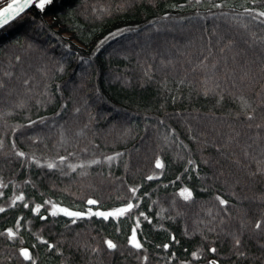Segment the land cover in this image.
I'll list each match as a JSON object with an SVG mask.
<instances>
[{"label": "trees", "instance_id": "16d2710c", "mask_svg": "<svg viewBox=\"0 0 264 264\" xmlns=\"http://www.w3.org/2000/svg\"><path fill=\"white\" fill-rule=\"evenodd\" d=\"M261 12L53 0L0 28V264H32L21 249L35 264H264ZM130 202L107 220L51 215Z\"/></svg>", "mask_w": 264, "mask_h": 264}, {"label": "snow or ice", "instance_id": "6c2138e0", "mask_svg": "<svg viewBox=\"0 0 264 264\" xmlns=\"http://www.w3.org/2000/svg\"><path fill=\"white\" fill-rule=\"evenodd\" d=\"M53 3V0H12L11 3H8L6 7H4L2 10H0V28L4 27L6 24H8L11 20L15 19L16 17L20 16L21 13H23L25 11V9H28L30 7H32L33 5L40 9L41 11H43L45 9L46 5H50ZM259 16L264 17V12L258 13ZM115 35V34H113ZM0 87H3L2 84H0ZM252 117H249V119H251ZM20 156H23L24 153H17ZM61 163L64 162L65 158L61 157ZM114 157H108V160L111 161L113 160ZM98 161H94L93 163H97ZM189 163H191V161H189ZM49 168H54L56 167V165L54 163H49L47 165ZM83 165H81L82 167ZM69 167H72L73 171H75V166L69 165ZM156 167L157 168H161L163 167V165L161 164V162L159 160H157L156 162ZM148 179H153V177L149 176ZM130 191L135 194L136 189H130ZM180 195L185 199V200H189L191 198V192L188 189H183L180 192ZM17 200H23L24 197L18 196L16 198ZM217 199L219 200V203L221 205H226V201L223 199H220L219 197H217ZM88 205H96L97 201L95 200H91L89 199L87 201ZM136 205L132 204L131 202L128 203L125 207H121L118 209H115L113 211H109V212H104V211H93L91 208H89L87 210V213L84 212H79V211H69L66 208H60V209H56V206L53 205V211L51 212V215L55 216L57 214V211L62 212L65 216L68 217H73V218H84L85 215L91 217V216H96V217H102L103 219L107 220L109 217H120L123 216L126 213L131 212V210L135 207ZM24 207H28L27 204L24 205ZM39 208L40 206L36 207V212H39ZM4 209L0 208V212H3ZM143 215V214H141ZM42 219H44L45 217H41ZM73 223L76 222L75 219H73L72 221ZM262 223L264 222H257L255 224V228L256 229H261L262 228ZM137 227H139V222H137ZM136 228L132 229V235L129 238V243L131 244L132 247L136 248V249H140L142 247V244L137 240V236H136ZM7 236L10 239H14L16 237V233L12 230L9 229L7 232ZM44 243H47L46 241ZM105 244L107 245V248L109 250H114L117 246L116 244H114L112 241L107 240L105 241ZM235 244L238 246L240 244V241L237 239L235 241ZM52 245H49V248H52ZM167 247V245L165 246ZM211 252L215 253L216 249L212 248L210 249ZM20 255L23 257L24 260L27 261H32V264H35V261L32 260V256L31 253L29 252L28 249H21L20 250ZM194 258L198 257L197 253H193L192 254ZM210 264H217V261L212 260L210 261Z\"/></svg>", "mask_w": 264, "mask_h": 264}, {"label": "rangeland", "instance_id": "374dc122", "mask_svg": "<svg viewBox=\"0 0 264 264\" xmlns=\"http://www.w3.org/2000/svg\"><path fill=\"white\" fill-rule=\"evenodd\" d=\"M49 20H52V17H49ZM16 47H17L16 44L12 42V43H9V45H7L5 48L7 51H13L16 49Z\"/></svg>", "mask_w": 264, "mask_h": 264}, {"label": "water", "instance_id": "95a60500", "mask_svg": "<svg viewBox=\"0 0 264 264\" xmlns=\"http://www.w3.org/2000/svg\"><path fill=\"white\" fill-rule=\"evenodd\" d=\"M11 2H12V0H9L8 2H6L4 5H2V6L0 7V10H2L4 7L7 6L8 3H11ZM25 10H26V9H25ZM100 211L108 212L107 210H100ZM212 260H214V259H212Z\"/></svg>", "mask_w": 264, "mask_h": 264}, {"label": "flooded vegetation", "instance_id": "af4514ba", "mask_svg": "<svg viewBox=\"0 0 264 264\" xmlns=\"http://www.w3.org/2000/svg\"><path fill=\"white\" fill-rule=\"evenodd\" d=\"M9 0H0V7L2 6V5H4L6 2H8Z\"/></svg>", "mask_w": 264, "mask_h": 264}, {"label": "bare ground", "instance_id": "6f19581e", "mask_svg": "<svg viewBox=\"0 0 264 264\" xmlns=\"http://www.w3.org/2000/svg\"><path fill=\"white\" fill-rule=\"evenodd\" d=\"M3 51L7 53V50H6V48H4V50H3Z\"/></svg>", "mask_w": 264, "mask_h": 264}]
</instances>
